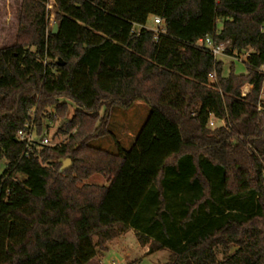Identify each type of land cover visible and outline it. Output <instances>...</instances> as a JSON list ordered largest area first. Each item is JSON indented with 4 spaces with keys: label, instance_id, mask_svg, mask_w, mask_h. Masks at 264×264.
Listing matches in <instances>:
<instances>
[{
    "label": "trees",
    "instance_id": "16d2710c",
    "mask_svg": "<svg viewBox=\"0 0 264 264\" xmlns=\"http://www.w3.org/2000/svg\"><path fill=\"white\" fill-rule=\"evenodd\" d=\"M47 4L23 0L0 50V264H88L129 230L166 264H264V0H54L56 34ZM207 37L247 73L224 77ZM137 102L126 150L108 121ZM34 116L38 135L67 119L68 142L26 156ZM105 136L116 154L90 146Z\"/></svg>",
    "mask_w": 264,
    "mask_h": 264
},
{
    "label": "rangeland",
    "instance_id": "374dc122",
    "mask_svg": "<svg viewBox=\"0 0 264 264\" xmlns=\"http://www.w3.org/2000/svg\"><path fill=\"white\" fill-rule=\"evenodd\" d=\"M22 3L23 0H0V50L9 48L17 43L20 29L19 14L22 9ZM47 11L49 17L48 29L52 30L56 24V16L55 5L51 2V0H48ZM154 27V20L150 17L148 19L147 28L153 29ZM217 60L222 62L224 65V77H227L230 74L231 65H233L234 74L245 75L247 73V69L243 61H235L225 55L218 56ZM250 90V86H245L242 90V94H248ZM73 111L74 107L71 108V112ZM48 112L53 114L51 109ZM103 114L104 112L102 110L101 117H103ZM149 114L150 107L143 102H137L129 109L116 108L110 114L107 128L112 136L118 140L121 146L124 149L129 150L134 145L135 139ZM66 120H60L59 118L50 124L44 121L46 126H48V129H45L43 134L38 135L36 128L35 134L38 136L37 139L46 136L50 140V144L52 146L67 143L69 136L64 134L67 126ZM220 125L221 124L217 122L215 123V127ZM90 146L108 153H117L115 142L110 136L96 139L90 143ZM5 167V160H0V176L5 170ZM71 168L72 165L69 170ZM82 184L106 186L108 185V182L102 175H94L82 182ZM97 242L98 240L95 238L94 243L97 244ZM105 248L107 249L105 250ZM148 252L149 247H143L138 241L134 231L129 230L113 241L106 243L104 248L98 247L97 258L95 259L96 261L91 264H166L169 260L170 252L168 250H162L153 254H148Z\"/></svg>",
    "mask_w": 264,
    "mask_h": 264
},
{
    "label": "built area",
    "instance_id": "2783aa9c",
    "mask_svg": "<svg viewBox=\"0 0 264 264\" xmlns=\"http://www.w3.org/2000/svg\"><path fill=\"white\" fill-rule=\"evenodd\" d=\"M51 2L54 4V0H51ZM154 24H155V27L152 30L157 35L160 34V33H162V31L160 30V27L162 25L161 19L158 18V17L154 18ZM197 46L198 47H202V48H206L207 50H209L211 52V54L215 58H217L218 56H221V55L224 54V52H225V50H226V48L228 46V43H221V44L215 45L213 43V41L209 37H207V38H205L203 40H200L197 43ZM210 78L212 80H214L215 79V74H211L210 75ZM246 95L247 94H242V96H246ZM262 110H264V107L260 103V105H259V111H262ZM216 122H217L216 120L210 119L208 125L210 127H215V123ZM217 123H219L221 125L224 124L223 122H217ZM35 130H36V127H35V119L33 118L31 120V122H28L24 126L23 129H21L20 131H18V138H19V140L25 144V150H26V153L25 154H26V156L31 152L33 145H36V144H40V145H44V146L51 145L50 144V140L46 136L37 139L38 136L35 134Z\"/></svg>",
    "mask_w": 264,
    "mask_h": 264
},
{
    "label": "water",
    "instance_id": "95a60500",
    "mask_svg": "<svg viewBox=\"0 0 264 264\" xmlns=\"http://www.w3.org/2000/svg\"><path fill=\"white\" fill-rule=\"evenodd\" d=\"M57 31H58V25L55 24L53 27V33L56 34ZM71 165H72V162L70 160L64 161L61 172H65L66 170H68L71 167ZM188 264H190V262H188Z\"/></svg>",
    "mask_w": 264,
    "mask_h": 264
},
{
    "label": "crops",
    "instance_id": "0c3cea01",
    "mask_svg": "<svg viewBox=\"0 0 264 264\" xmlns=\"http://www.w3.org/2000/svg\"><path fill=\"white\" fill-rule=\"evenodd\" d=\"M97 258V256L94 258V259H92L88 264H91V263H93L94 261H96L95 259ZM96 264H98V263H96Z\"/></svg>",
    "mask_w": 264,
    "mask_h": 264
}]
</instances>
